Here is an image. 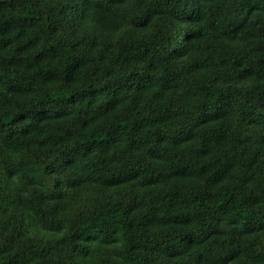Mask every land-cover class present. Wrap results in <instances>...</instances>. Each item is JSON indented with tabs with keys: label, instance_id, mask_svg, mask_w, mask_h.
<instances>
[{
	"label": "trees",
	"instance_id": "16d2710c",
	"mask_svg": "<svg viewBox=\"0 0 264 264\" xmlns=\"http://www.w3.org/2000/svg\"><path fill=\"white\" fill-rule=\"evenodd\" d=\"M0 264H264V0H0Z\"/></svg>",
	"mask_w": 264,
	"mask_h": 264
}]
</instances>
